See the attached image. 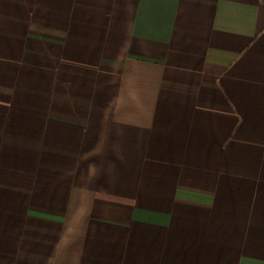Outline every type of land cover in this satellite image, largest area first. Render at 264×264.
Segmentation results:
<instances>
[{
	"label": "crops",
	"instance_id": "0c3cea01",
	"mask_svg": "<svg viewBox=\"0 0 264 264\" xmlns=\"http://www.w3.org/2000/svg\"><path fill=\"white\" fill-rule=\"evenodd\" d=\"M0 264H264V0H0Z\"/></svg>",
	"mask_w": 264,
	"mask_h": 264
}]
</instances>
